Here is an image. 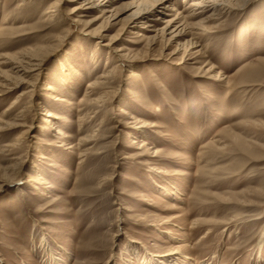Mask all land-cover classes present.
<instances>
[{"label": "rangeland", "instance_id": "1", "mask_svg": "<svg viewBox=\"0 0 264 264\" xmlns=\"http://www.w3.org/2000/svg\"><path fill=\"white\" fill-rule=\"evenodd\" d=\"M55 1L0 0V57L10 55L0 64V186L12 165L8 172L20 181L0 188V264H168L162 255L174 249L187 264H264V0L205 22L213 29L198 37V59L179 46L188 38L159 37L150 46L155 34L146 23L131 28L134 0L121 2L115 20L95 22L97 11L85 18L91 31H106L105 40L68 20H48L43 14ZM172 6L191 14L184 0ZM41 45L51 51L30 97L33 78L18 73L13 56ZM116 66L117 80L99 92L105 106L81 129L87 89L89 98L100 96L89 85ZM49 85L75 106H49ZM32 99L61 117L55 128L75 150L52 144L57 129L29 108ZM118 106L146 126L126 117L136 127L116 128ZM22 111L37 138L5 152L27 129L15 126ZM36 167L48 181L38 189L26 182Z\"/></svg>", "mask_w": 264, "mask_h": 264}, {"label": "bare ground", "instance_id": "2", "mask_svg": "<svg viewBox=\"0 0 264 264\" xmlns=\"http://www.w3.org/2000/svg\"><path fill=\"white\" fill-rule=\"evenodd\" d=\"M27 1V0H25ZM123 0H56L52 4H50V7H48L43 15L45 17L47 16V19H59V20H68L69 24H76V25H82L83 30L85 31L84 34L87 35L90 38L97 37L99 40H105L107 39V35L104 32H96L91 31L89 28V22H85V18H89L88 16L93 13V11L99 12V16L95 19L96 21L99 20H115L118 14V11L121 7V2ZM173 0H134L131 3H128L129 7L137 8L136 13L133 17V22L131 25V28H141L139 27L143 22L146 23V29H150L149 32L154 33L155 35L153 37H148V44L150 46H153L156 43V40L161 37L164 40H166L167 43H179L180 41H183L184 39L188 38L187 43L184 45H179L181 47H184L187 52L195 51L192 53L195 57L198 59L201 54V50H198L201 48V44L198 41V37L200 35H203L205 33L210 32L213 28L207 27L204 25L205 22L209 23L208 21L214 20L216 17H221L222 15H227L230 13V11H233L237 7H244L245 5L249 4L251 0H198V1H192L191 0H184V8L189 7L191 9V14L185 16L180 13V11L176 10L175 7L172 6ZM144 2H148V5H146ZM73 3V7H71L69 10H66L64 7L69 6V4ZM174 3V2H173ZM175 5V4H174ZM187 10V9H186ZM185 11V10H184ZM171 12H176L175 16H171ZM212 12V14L204 19L203 22L199 23H193L191 20L199 15H207L208 13ZM44 17V18H45ZM220 19V18H219ZM197 20V19H196ZM215 20H218L215 19ZM14 30H6L4 31V35H8L9 33H12ZM203 33V34H201ZM139 37H143L142 34H139ZM116 39H111L109 45L114 46ZM109 45L106 44V46L109 48ZM123 60L128 59L129 60V54H125L124 48H117L115 49ZM51 51L50 48H47V46H35L33 48H29L26 50H23L20 53H17L15 56H13L14 59L20 60L18 67L16 69L18 70V73H22L23 75L32 76L33 78V85H31V90L29 93H31L30 97H33L32 94L33 90L37 83L40 81L42 75H43V62L46 55ZM173 55H176L177 52L172 53ZM10 56V55H8ZM8 56H1L0 57V64H5L3 62V59H8L10 57ZM133 60V59H132ZM181 60H184L182 57ZM180 64H184L183 61H181ZM205 67L208 68L206 73L210 74L213 77L214 74V68L205 65ZM119 68V66H116L111 71H108L105 73V75H102L99 79L89 85V88L92 89V92H98L100 96L95 99L89 98L88 89L85 94L86 97L81 101L82 106L79 107L80 111H78V122L81 125V129H83V122L86 118H93L92 116L96 117L98 115L99 107L103 106L105 103V97L104 95L101 96L99 93L100 90L109 88L110 85L115 83L113 78V75L116 70ZM263 71L262 68L254 70L253 74L259 75ZM139 74L137 72H132L130 74V78H139ZM220 79V78H219ZM218 80V79H217ZM7 82L11 83L9 80L6 79ZM8 89H12L11 84L6 85ZM17 86V84L15 85ZM14 87V88H15ZM88 87V86H87ZM48 95L46 96V99L50 100L51 103H49V106H52L53 104H59L60 105H66L68 107H73L75 104L68 100L65 97H59L54 96L51 94V92L55 91L56 89L49 85L47 87ZM13 90V89H12ZM103 94V93H102ZM106 95V94H105ZM111 98V97H110ZM113 99V98H112ZM41 100V99H40ZM109 101V100H107ZM115 102H121L120 99H115ZM113 102V100H112ZM111 102V103H112ZM17 103V102H16ZM15 105V104H13ZM105 106V105H104ZM117 107V106H116ZM30 109L33 110V108H39L43 112V114L46 118L44 122L48 124L52 129L55 128L56 124H60L57 122V120L61 117L53 112V111H46L47 109L43 108L41 104L35 100L32 99V102L29 106ZM78 109V110H79ZM92 110H94L92 112ZM118 117L123 118L122 120H116L117 127L122 129H126L128 131H132L136 126H133V122H130V120L125 119L126 117L129 119H133L136 121L135 125H140L141 128L146 126V123L141 122L137 117H135L133 114L129 112L124 106H118ZM116 112V111H115ZM116 116V115H115ZM24 112L22 111L19 115H17L15 122H16V128H27L23 131L22 134L19 135V137L16 139V141L11 145H5V149H2L5 152L13 151V149L17 148L18 146H21L26 140L29 141V139L33 140L37 137L34 136L33 133V125L27 126L24 122ZM66 123H69L67 119ZM143 133V132H142ZM135 135V134H134ZM143 137V136H142ZM56 138L60 139L58 142L55 141V143H52L56 145V143H59L57 147L64 148L66 150H75L77 146H74L73 142H70L69 138H72L67 132H65L64 129H57V135ZM84 140H80V144ZM141 145L138 150H142L141 153H145L148 149V143L143 141L141 142ZM52 145L51 143H49ZM79 144V146H81ZM33 145V144H32ZM214 145V143H213ZM30 146V145H29ZM19 148V147H18ZM18 152V151H17ZM16 152V153H17ZM145 156V154H141L140 157ZM18 165H12V167H8V169H4L3 171V181L1 182L0 188H8L7 186H11L14 184H18L19 178L13 179L12 175L9 174L8 171L11 169H14ZM22 168V167H21ZM17 169V168H16ZM33 170V169H32ZM38 171H40L39 167L34 168L33 174H31L28 177L27 185L28 187L38 189L39 186L48 184V181L46 178L42 177V175L38 174ZM21 173V172H19ZM15 174V173H14ZM17 176V175H16ZM15 177V176H14ZM51 188V187H47ZM46 188V189H47ZM43 189V188H42ZM181 258H184V261L181 260ZM162 259L167 261L168 264H177L178 262H181L183 264H187L185 262H189L190 258H186L181 256L180 250L174 249L169 251L168 253L162 255Z\"/></svg>", "mask_w": 264, "mask_h": 264}]
</instances>
